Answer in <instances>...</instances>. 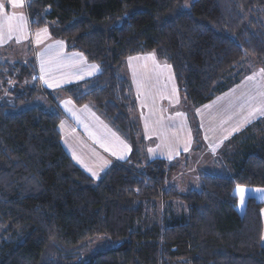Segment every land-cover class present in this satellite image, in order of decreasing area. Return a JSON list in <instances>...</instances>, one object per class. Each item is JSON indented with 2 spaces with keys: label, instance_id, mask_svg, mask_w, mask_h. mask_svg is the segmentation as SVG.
Returning a JSON list of instances; mask_svg holds the SVG:
<instances>
[{
  "label": "trees",
  "instance_id": "obj_1",
  "mask_svg": "<svg viewBox=\"0 0 264 264\" xmlns=\"http://www.w3.org/2000/svg\"><path fill=\"white\" fill-rule=\"evenodd\" d=\"M263 6L29 0L32 31L49 28L100 68L60 92L106 117L132 156L94 182L61 145L55 95L41 87L34 60L0 57V264H264V117L215 160L232 175L203 174L197 188L181 191L171 182L186 164L138 165L129 86L118 75L126 58L156 52L172 67L184 103L205 105L239 82L247 59L264 63V27L253 15ZM238 187L247 190L243 204ZM100 236L105 245L94 251Z\"/></svg>",
  "mask_w": 264,
  "mask_h": 264
},
{
  "label": "rangeland",
  "instance_id": "obj_2",
  "mask_svg": "<svg viewBox=\"0 0 264 264\" xmlns=\"http://www.w3.org/2000/svg\"><path fill=\"white\" fill-rule=\"evenodd\" d=\"M185 7L186 6L183 4V8ZM260 13V16H256V13L253 15L255 18H257L256 20L262 23L264 27V6L261 8ZM178 14L179 11L176 12L174 16H177ZM2 15L4 18L1 20L2 40H0V54H5L6 59L11 64L29 61V59H32L33 57V50H30L32 44L29 43V33H25L27 37L24 36V31L27 29L25 5L23 4V6L20 7H13L11 4H7ZM10 30L11 39L8 38ZM17 39L20 40L19 43L17 42ZM13 50H18V52L16 51V53H13ZM19 53H27V56L30 55L31 58L26 57V59L21 60ZM262 68H264V63H258L255 59L251 58L247 59V62H245V65L242 68L243 75L238 83L233 85L226 92L215 96L205 105L196 108L189 107L186 103H184L183 98L179 94L175 81L173 80L174 77L171 79L166 74L161 75L162 86H160V88L154 86V89L149 88L147 84L141 82L139 79L138 84L134 85L135 90L132 92L133 96H139L138 93L146 94V91L149 92L150 96H154L157 91L163 89L164 87L165 92L168 91V88L170 89L166 96V98L169 96L170 101L176 95L177 99L173 106V112L175 113V116L173 118L174 122H177L179 126L176 136H173V138L170 140L169 147H166L167 149H163V146H161L162 141L159 140V138L144 140L143 138L140 139L138 134L136 135L137 148L139 147L138 149L142 154H144L142 150H144V152L146 150V156L149 153L148 150L153 149L155 153H159L161 159L167 162H182L183 164H186V169L179 170L171 182L181 191L197 188L198 177L203 174H216L221 176L232 175L231 170L228 167L221 169L215 164V160L220 159V155L232 137L243 131L248 126L254 124L257 120L264 117V115L257 113L252 117L250 123L243 124L239 131L232 132V128L239 126L245 120V118H247L248 113L253 108H264V73L255 75L252 80L246 79V77L252 76L254 73H259ZM57 94H59L58 97H60L63 93L57 92ZM57 94L54 95L56 96ZM166 98H160L159 92V96H155L154 99L159 106V101L162 105V100ZM135 100L137 103V99ZM149 100H152V98H149ZM125 105H131L129 95ZM143 109H145V107L141 106V113ZM177 113H181L182 115L177 116ZM130 116L133 121H135V116L131 112L130 115L128 113L130 124H133L131 122ZM143 116L144 115H142V117ZM151 116V113L148 112V120ZM156 122H158V120H156ZM61 126H63V123H61ZM154 130L158 129L155 128L151 131ZM225 136H227V139H224ZM205 137H207V139H205ZM62 140L66 151L70 153L74 163L86 171L89 176L91 175L90 177L94 182H98L112 165L109 160L103 164L102 157L100 155L93 157L94 163L89 161L88 156L79 155V152L84 147H74L73 140L69 139V137L66 136L64 132H62ZM81 146L86 145L81 144ZM185 147H188L189 149L187 152L184 151ZM213 147L216 148L215 153H213ZM172 149L178 151L179 155H176ZM151 154L154 155V153ZM169 155H172L171 160L168 159ZM74 156L76 157L75 159ZM131 156L132 153L130 157ZM183 167L184 166H182V168ZM88 169H91V171ZM93 171L97 173L95 177L92 176ZM246 193L247 190H245L244 196H246ZM261 217L263 222L262 237H264V205L261 210ZM261 243L264 246V239L262 238ZM94 245V251L101 249L105 245V237L100 236L97 238V242ZM173 264L183 263L178 262Z\"/></svg>",
  "mask_w": 264,
  "mask_h": 264
},
{
  "label": "crops",
  "instance_id": "obj_3",
  "mask_svg": "<svg viewBox=\"0 0 264 264\" xmlns=\"http://www.w3.org/2000/svg\"><path fill=\"white\" fill-rule=\"evenodd\" d=\"M28 1L29 0H24L27 17V29H25L24 31V36H26L25 33L27 32L30 35L29 43L32 44L30 50H33L32 60H34L38 82L40 83L41 87L55 94L57 92H60L67 86L78 85L80 83L96 78L100 73V68L98 67L99 71H95L91 76H89L88 72L91 71V66L96 64L89 62L81 52L70 49L68 44L64 40L58 37H54L51 34L49 28L45 27L47 29V33L42 31L45 28L38 29L36 31L31 30L30 21L27 15ZM0 4L7 5L11 3L9 2V0H0ZM3 11L4 8L0 9V34H2L1 20L2 18H4V16L2 15ZM37 33H40V39L42 40V43L40 44L36 43ZM56 41H63V46H57L55 44ZM49 45H52L51 51L48 52L47 55H43L42 58L47 61V63L45 64V79H47L49 83L53 85L52 87H49L41 79H39V77L41 76V67L40 60L37 58V53H44V50ZM16 51L18 52V50H13V53H16ZM77 53L81 55L76 56L75 54ZM2 56H4V58L6 59L5 54H0V57ZM19 57L21 60L26 59V57L31 58L30 55L27 56V53H19ZM70 57H74V59H69ZM167 63L168 62H166L165 59L161 58L157 53L151 52L126 58L118 71L119 77L126 80L129 86L128 95L132 107L129 108L128 113L130 115L131 112L135 116V121L131 119V116L130 119L133 123L131 125L136 129V134H138V137L140 139L143 138L144 140L159 138V140L162 141L161 146H163V149H167V146L169 147L170 140L173 138V136H176L178 131L179 125L177 124V122H174L173 118L175 116V113L173 112V106L177 99L176 95L170 101L169 96L166 98L167 93L170 89L168 88V91L165 92V87L157 91L154 96H150L148 91H146V94L138 93L139 96H133L132 92L135 90L134 85L138 84L139 79L141 82L147 84L151 89H154V86L160 88V86H162L161 75L165 74L168 75V77H170L171 79L174 77L173 80L175 81V84L177 86L174 71L170 64ZM78 76H83L84 79H78ZM57 84H59V87L56 86ZM159 92L160 98L162 97L166 99L162 100V105L159 101L158 106V103L154 98L157 95L159 96ZM58 95L59 94H57L54 99L56 110L62 118V121L59 125V131L61 137V145L65 151L66 149L63 145L62 132H64V134L68 136L69 139L73 140L74 147H84L79 152V155L88 156L89 161L92 163H94L93 157H96L98 155L102 157L103 164H105L107 160L114 164L117 162H125L130 158V155L132 153L131 143L125 136H123L112 126V124L106 117L100 114L92 105L77 106L72 102L67 106L69 110H66L62 102L70 99L64 94H61L60 97H58ZM148 97L152 98V100H149ZM135 99H137V103ZM85 106L87 107L85 108ZM141 106L145 107L142 113ZM148 112L152 115L149 120ZM73 113H75V116L73 115ZM142 115L144 116L142 117ZM155 119L158 120V122H156ZM61 123H63V126H61ZM146 124L147 128L145 127ZM155 128L158 130L151 131ZM112 133H115V136H113ZM117 137L119 139H117ZM120 141H123L124 144H126L128 148L131 149V151L125 149L124 144H121ZM81 144H84L86 146H81ZM142 151L144 154L140 152L141 155L138 162V165L140 166L153 160L161 159L159 153H155V151L152 152L154 153V155L149 152L147 156L145 153L146 150L145 152L144 150ZM66 153L72 159L70 153H68V151H66ZM113 153H116L117 155H113ZM121 153H123L125 156V159L123 160L117 158ZM74 164L78 166L76 163ZM79 168L84 171L81 167ZM84 172L87 174L86 171Z\"/></svg>",
  "mask_w": 264,
  "mask_h": 264
},
{
  "label": "snow or ice",
  "instance_id": "obj_4",
  "mask_svg": "<svg viewBox=\"0 0 264 264\" xmlns=\"http://www.w3.org/2000/svg\"><path fill=\"white\" fill-rule=\"evenodd\" d=\"M9 2L12 4L13 7H20V6H23V4H24V0H9ZM5 7H6V5H4V4H0V9H3V8H5ZM42 31L45 32V33H47V29H46V28L43 29ZM36 35H37L36 43H37V44L42 43V40L40 39V33H37ZM8 38L11 39V30H10V33H9V37H8ZM0 40H2V34H0ZM17 42L19 43L20 40L17 39ZM63 43H64L63 41H56V42H55V44H56L57 46H63ZM51 48H52V45H49V46L44 50V53H37V58L40 60V67H41V76L39 77V79H41V80H42L45 84H47L49 87H52L53 85H52L51 83H49V81H48L47 79H45V75H44L45 72H46L45 64L47 63V61H46L45 59H43L42 56H43V55H47V53L51 51ZM75 55H76V56H80L81 54L77 53V54H75ZM69 59H74V57H70ZM95 71H99V68H98V66H96V65H92V66H91V71L88 72V75L91 76V75L93 74V72H95ZM262 73H264V68H262V69L260 70L259 73H254L252 76H248V77H246V79H248V80H252V79L254 78L255 75H259V74H262ZM33 79H36V77H33ZM78 79L83 80L84 77H83V76H78ZM56 86L59 87V84H57ZM71 103H72L71 100H65V101L62 102V104L65 106V109H66V110H69L67 106L70 105ZM86 107H87V106H85V108H86ZM257 113H259L260 115H264V108H253V109L248 113L247 118H245V120H244L239 126L232 128V132H237V131H239L240 127L243 126V124L250 123L252 117H253L255 114H257ZM73 115L75 116V113H73ZM176 115H177V116H180V115H182V114H181V113H177ZM77 119H78V118H77ZM97 119H98V118H97ZM145 127L147 128V124L145 125ZM112 135L115 136V133H112ZM117 139H119V138L117 137ZM205 139H207V137H205ZM224 139H227V136H225ZM120 143H121V144H124L123 141H120ZM217 146H218V145H217ZM124 147H125V149H127L128 151H131V149H129L128 146H127L126 144H124ZM106 150H107V149H106ZM188 150H189L188 147H185V148H184V151H185V152H187ZM212 150H213V153H215L216 148L213 147ZM148 151H149L150 153H152L154 150H153V149H149ZM172 151H173L176 155H179V152L176 151L175 149H172ZM113 155H117V154H116V153H113ZM75 158H76V157L74 156V159H75ZM117 158L120 159V160H123V159H125V156H124L123 153H121L120 155H118ZM168 159L171 160V159H172V155H169V156H168ZM78 162H79V161H78ZM88 170L91 171V169H88ZM96 175H97V173L93 171V172H92V176L95 177ZM258 191H259V190H258ZM236 192H237V193L239 194V196H240V202H241V204H243V203H244V199H245V197H244L245 189H244V188H240V187H238V188L236 189ZM262 239H264V237H262Z\"/></svg>",
  "mask_w": 264,
  "mask_h": 264
}]
</instances>
